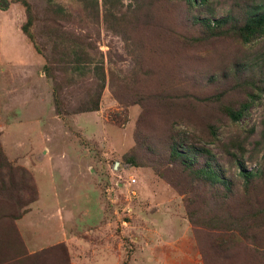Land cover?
<instances>
[{
  "label": "rangeland",
  "instance_id": "rangeland-1",
  "mask_svg": "<svg viewBox=\"0 0 264 264\" xmlns=\"http://www.w3.org/2000/svg\"><path fill=\"white\" fill-rule=\"evenodd\" d=\"M209 1L240 25L254 0ZM192 15L182 0H0L1 175L14 180L0 264L56 245L67 264H264V96L237 123L222 110L251 92L224 76L235 63L264 74V36L242 45L233 21L216 37ZM174 137L215 157L227 194L173 167ZM232 140L261 170L246 199L220 148Z\"/></svg>",
  "mask_w": 264,
  "mask_h": 264
},
{
  "label": "trees",
  "instance_id": "trees-1",
  "mask_svg": "<svg viewBox=\"0 0 264 264\" xmlns=\"http://www.w3.org/2000/svg\"><path fill=\"white\" fill-rule=\"evenodd\" d=\"M153 1V0H150ZM185 2L188 10H191L193 14L191 19L193 22H196L201 28H205L210 34L214 33L219 37L220 34H224L223 28L227 25V23L233 21L231 23V28L234 30L235 34L239 38L242 45H248L260 37L264 36V0H254L251 4L247 5L243 9V24H240V21L235 19L234 15H229L226 18L222 19H215L213 15V11L210 6L209 0H182ZM153 3V2H152ZM210 14L209 17L207 15ZM29 22L24 25L23 31L28 34L27 28L31 25V19H28ZM218 33H215L218 31ZM31 38V35L28 34ZM71 58V56H69ZM57 59H48L49 66L50 64H55L54 68L56 71L60 68V64L56 63ZM59 61L63 63V59L59 57ZM81 61L80 55L77 52L76 57L73 59V63L79 65ZM261 64L264 66V58L261 61ZM236 69H233L227 72L224 76L225 77H232L238 78L239 82H242L245 87L249 88L251 92L245 100V103H242L237 109L227 106L224 107L223 113L229 117L232 123L239 122L249 111V108L254 104V102L264 96V74H261V77L258 78V75L254 74V77L248 76L245 73L249 72V69H252L251 65H241L239 63L234 64ZM48 67H46L47 69ZM51 68V67H50ZM249 68V69H248ZM67 69V66L63 68V71ZM228 74V75H227ZM252 77V78H251ZM104 86V75L101 76V83L99 88ZM254 91V93H252ZM56 103V101H55ZM98 101H96L95 108L92 109L93 111H97ZM253 130V128H252ZM250 132V135L253 132ZM178 140L175 137L172 140L171 147H170V160L173 164V167L177 169H181L182 171L190 174L191 178L195 179L197 182L202 181L208 184L211 188L223 187V191L227 194L230 191V182L220 176L219 173L214 169L213 162L215 161V157L211 155V153L206 149H199L193 146L186 147L182 150L179 149ZM255 144H261L260 141L254 142ZM264 144V143H262ZM261 146V145H260ZM221 151L223 154L228 156L230 159L236 162V166L238 167V177L242 180V189L244 193V198H247V195H250V187L254 181V179L261 175V170L257 168L256 170H246L245 162L243 161V157L246 154V146L243 142H234L229 141L225 144L221 145ZM259 148V147H258ZM204 156L205 160L203 164L199 163V159ZM129 164L135 163L133 160H128ZM2 174V163L0 162V200L4 196H8L10 190L14 185V180L7 181L3 179ZM31 194L33 195V189L31 190ZM20 208V207H19ZM25 208V207H23ZM21 208V209H23ZM20 209V210H21ZM190 217L192 215H189ZM12 239L7 232L3 233L0 230V247L3 243H5V248H7L11 243ZM3 249L2 247L0 250ZM56 251H59L60 254L67 253L64 245H56L48 247L44 250H41L40 253H35L34 255H29L26 260L21 261L17 264H46L47 260H54L55 264H67L69 259L68 256L64 255L63 259H59L55 256ZM69 255V254H68ZM39 256V257H38ZM27 260H30L29 262ZM125 264V263H123Z\"/></svg>",
  "mask_w": 264,
  "mask_h": 264
},
{
  "label": "built area",
  "instance_id": "built-area-1",
  "mask_svg": "<svg viewBox=\"0 0 264 264\" xmlns=\"http://www.w3.org/2000/svg\"><path fill=\"white\" fill-rule=\"evenodd\" d=\"M131 181L134 182L133 180H131ZM131 181H130V182H131Z\"/></svg>",
  "mask_w": 264,
  "mask_h": 264
}]
</instances>
